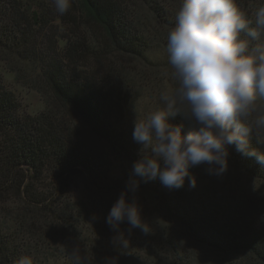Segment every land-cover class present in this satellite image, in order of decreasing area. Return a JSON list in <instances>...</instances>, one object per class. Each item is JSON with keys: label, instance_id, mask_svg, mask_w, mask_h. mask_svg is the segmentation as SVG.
<instances>
[{"label": "trees", "instance_id": "obj_1", "mask_svg": "<svg viewBox=\"0 0 264 264\" xmlns=\"http://www.w3.org/2000/svg\"><path fill=\"white\" fill-rule=\"evenodd\" d=\"M137 1L150 6L156 19L174 25L154 7V0ZM71 4L77 14L70 15L69 9L63 19L68 16L89 37L69 39L60 58L56 56L40 72L56 98L58 111L51 108L26 115L0 75V204H8L12 196L23 204L15 223L0 221V264H16L22 255L31 256L33 264H50L59 257L54 255L74 264L73 241L77 243L81 220L97 222L100 218L99 223L109 228L106 217L138 159L140 147L124 128L133 106L119 76L107 88L108 74L117 72L108 61L115 53L149 61L155 52L154 40L137 29L121 0H72ZM238 4L254 21L257 0H238ZM50 15L48 0H0V53H20L25 48L33 56L29 28L49 25ZM170 119L173 124L185 123L188 130L182 114ZM252 146L264 151L255 137ZM229 151L231 168L225 174L234 167L256 183L257 192L244 201L217 196L212 187L202 188L207 176L220 180L203 164L190 171L197 177L195 188L189 187L188 179L175 190L164 187L158 178L141 182L136 192L128 193V199L135 200L144 218L154 224L148 236L134 229L145 239L146 254H136V247L131 246L136 235L127 231L129 225L124 222L120 229L128 239L127 247L117 250L110 240L106 251L94 249L99 264L107 249L118 264H163L168 259L174 264H240L241 259L247 264H264V166L234 146ZM117 162L122 171L114 174ZM49 175L55 181L47 184ZM47 233L52 236L46 237ZM61 237L72 242L60 248L55 243Z\"/></svg>", "mask_w": 264, "mask_h": 264}, {"label": "clouds", "instance_id": "obj_2", "mask_svg": "<svg viewBox=\"0 0 264 264\" xmlns=\"http://www.w3.org/2000/svg\"><path fill=\"white\" fill-rule=\"evenodd\" d=\"M56 13L64 15L72 0H52ZM241 11L238 0H182L174 25L167 34L168 62L178 81L175 91L161 93L163 107L134 122L132 139L140 145L124 191L111 207L105 223L115 233L111 243L118 250L128 232L138 229L148 236L154 224L141 206L128 199L141 182L159 179L169 190L180 189L188 179L195 188L193 167L206 165L211 175L221 176L229 167L230 146L264 166V5L253 13ZM182 114L188 122L173 124ZM264 220V216L261 217ZM156 223H159L157 221ZM73 250L74 264H92L93 257ZM16 264H33L22 255ZM103 264H118L107 256Z\"/></svg>", "mask_w": 264, "mask_h": 264}, {"label": "rangeland", "instance_id": "obj_3", "mask_svg": "<svg viewBox=\"0 0 264 264\" xmlns=\"http://www.w3.org/2000/svg\"><path fill=\"white\" fill-rule=\"evenodd\" d=\"M121 1L128 10L129 19L133 20L137 29L144 32L155 43V47H153V51L155 52L149 55V61L139 60L136 56L121 53L113 54L111 61H108V64L114 63L117 72L112 75L108 74L109 83L107 84V88H110L118 80L116 77L119 76V82L122 83L123 88L127 92L128 100L133 106L132 114L128 118V125L125 123L127 126L124 127L126 132H129L132 136L134 122L137 119L138 113L141 117H144L148 113L163 107V102L160 98L161 93L164 91L173 92L179 85L173 74L174 69L169 62L164 64V60L168 56L166 47L167 34L172 26L160 20L163 18L156 19L155 11L147 4L137 0ZM154 1L157 3H154V7L157 6L160 12L166 13L167 18H171L175 22V15L181 6L178 0ZM257 3L259 5L255 9L261 6L262 1L257 0ZM72 6L71 4L70 9L72 11L70 15L74 16L77 14V10L74 7L72 8ZM48 8L51 13V23L42 28L37 27V25L29 28L33 40V56L29 55L25 51V48L20 53H0V75L3 77L7 87L17 95L21 111L26 115H36L51 108H55L58 111L57 106H55L56 98L40 73L42 72V67L52 59H55L56 56L60 58L61 52H64L69 39L73 42L79 40L78 37H89L88 34L84 33L86 31L85 28L77 29L69 21L68 16L63 19L62 15L56 13L52 0H48ZM92 33L95 34L94 32ZM96 33L101 34L100 32ZM155 63L159 64L153 65ZM93 64L96 65L97 62ZM83 69L87 68L83 67ZM83 69L81 68V70ZM120 165L121 163L119 162L115 163L113 167L114 174H119L122 171ZM232 169L228 174L224 173L219 176L220 180L217 181H213L211 177L207 176L203 179L202 188L212 187L219 197L231 198L238 201L247 200L259 188L253 180H249L248 175L238 173L234 167ZM47 180V184L55 181V176L49 175ZM147 197L151 198V192L147 194ZM146 203L148 204V201ZM20 209H23V204L20 203L17 197L12 196L8 204H0V221L2 222L6 219L9 224L12 221L15 223V218L22 212ZM9 214H11V217ZM97 219V222L95 220L93 222L81 220L77 243L73 241L75 248H79L81 252L86 250L87 254L93 257L92 264H99L101 262L100 259L93 255L94 249L96 251H106L108 242L114 236V232L103 225V223H99L101 222L100 218ZM132 232L136 235L133 236V239H137L135 244H131L132 248L136 247V254H146L147 249L144 247V237L139 232H136V230H132ZM45 236L51 237L52 235L51 233H47ZM69 242L72 241L64 240L61 237L55 244L60 248H64L70 244ZM61 250L63 249H59L60 252ZM107 252H109L108 249ZM107 252L102 257L109 256ZM54 257L57 258L52 259L50 264H71V261L63 256L54 255ZM163 264L174 263L168 259ZM240 264L247 263L241 259Z\"/></svg>", "mask_w": 264, "mask_h": 264}]
</instances>
